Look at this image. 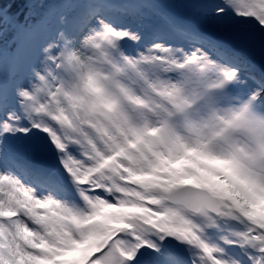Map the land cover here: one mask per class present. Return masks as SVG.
Listing matches in <instances>:
<instances>
[{"label":"snow or ice","instance_id":"1","mask_svg":"<svg viewBox=\"0 0 264 264\" xmlns=\"http://www.w3.org/2000/svg\"><path fill=\"white\" fill-rule=\"evenodd\" d=\"M0 264H264V0H0Z\"/></svg>","mask_w":264,"mask_h":264}]
</instances>
